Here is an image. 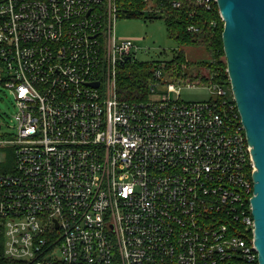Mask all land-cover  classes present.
<instances>
[{
    "label": "built area",
    "instance_id": "2783aa9c",
    "mask_svg": "<svg viewBox=\"0 0 264 264\" xmlns=\"http://www.w3.org/2000/svg\"><path fill=\"white\" fill-rule=\"evenodd\" d=\"M185 2L223 21L216 0H0V81L16 108L14 131L0 137L7 258L259 264L255 163L230 82L167 81L158 66L149 99L118 92L138 45L117 38V18L165 16ZM176 83L213 95L184 101L171 96Z\"/></svg>",
    "mask_w": 264,
    "mask_h": 264
},
{
    "label": "water",
    "instance_id": "95a60500",
    "mask_svg": "<svg viewBox=\"0 0 264 264\" xmlns=\"http://www.w3.org/2000/svg\"><path fill=\"white\" fill-rule=\"evenodd\" d=\"M228 78L255 163L254 244L264 264V0H216Z\"/></svg>",
    "mask_w": 264,
    "mask_h": 264
},
{
    "label": "trees",
    "instance_id": "16d2710c",
    "mask_svg": "<svg viewBox=\"0 0 264 264\" xmlns=\"http://www.w3.org/2000/svg\"><path fill=\"white\" fill-rule=\"evenodd\" d=\"M217 6V5H216ZM139 8V7H138ZM196 9L194 16L190 11ZM145 16L141 10L137 9L124 17ZM157 14L149 17H156ZM158 17V16H157ZM167 29L171 36H174L180 43L200 45L206 53L210 55L202 59H188L183 52H177L169 61L131 60L123 64L118 74V90L122 98L127 100H146L149 94V87L155 80V70L158 66H163L165 70L170 71L171 79L169 81H184L188 77L191 79H202L203 82H220L229 84L227 64L222 58L224 55L222 31L224 22L219 18L218 10L214 12L205 11L203 8L185 2L181 8H172L166 12ZM216 18V26L211 24V20ZM191 23L198 24L201 31L193 33L187 29ZM197 67L206 70L205 72H190V68ZM163 80H165L163 78ZM11 154V152H9ZM13 160V159H12ZM12 160L9 165L12 164ZM0 264H22L11 260L4 255V237L2 227L0 226Z\"/></svg>",
    "mask_w": 264,
    "mask_h": 264
},
{
    "label": "rangeland",
    "instance_id": "374dc122",
    "mask_svg": "<svg viewBox=\"0 0 264 264\" xmlns=\"http://www.w3.org/2000/svg\"><path fill=\"white\" fill-rule=\"evenodd\" d=\"M157 16L152 18L149 16L118 17L115 22L117 38L132 39L138 45L136 58L139 61H169L177 52H183L188 59L192 60L202 59L210 55L200 45L180 43L174 36L169 34L165 17L160 14ZM222 58L226 61L225 55ZM189 70L194 73L206 71L197 67H192ZM169 75H171V72L165 70L163 78L167 81L174 79L173 77L169 78ZM176 86L180 87L179 92L173 91L171 96L177 97L179 94L184 101H204L213 95L210 88L204 85L187 86L176 83ZM15 110L13 94L0 81V137H8L14 131L12 114ZM12 159L13 156L8 154L3 164L9 165Z\"/></svg>",
    "mask_w": 264,
    "mask_h": 264
}]
</instances>
